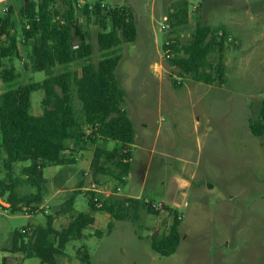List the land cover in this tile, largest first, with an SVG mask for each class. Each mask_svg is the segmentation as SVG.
I'll return each mask as SVG.
<instances>
[{"label":"rangeland","instance_id":"1","mask_svg":"<svg viewBox=\"0 0 264 264\" xmlns=\"http://www.w3.org/2000/svg\"><path fill=\"white\" fill-rule=\"evenodd\" d=\"M15 1L9 3L15 4ZM17 1L22 6L23 0ZM178 1L56 0L54 4L61 14L74 8L76 19L90 35L95 64L107 54L100 51L97 35L110 31L112 25L107 21L105 29L94 16L86 17L84 9L87 7L93 12L101 2L102 9L105 6L124 7L134 13L137 40L123 43L115 51L121 56L116 77L126 92L122 108L132 118L138 133L140 130L142 134L144 129L149 143H153L155 129L161 128L157 154L152 161L148 153L133 149L137 169L145 174L148 172L142 192L140 185H118L107 176L97 179L91 170L86 182L89 190L77 195L76 208L77 213H89L88 193L93 185L103 192L95 194L101 202L108 199L105 192L118 194L121 187V195L141 196L143 203L159 215L149 214L146 208H141L139 221H115L110 234L107 226L111 219H107L106 213L99 212L97 224L85 230V238L66 246V260L59 256V264H83L78 252L84 249L91 264H264V137L253 136L249 127L250 120L259 118L264 103L263 25L257 20L249 21L253 34L245 32L239 48L240 41L230 36L232 41L228 42L227 51L232 52V58H228L226 83L210 87L196 83L190 76L181 78V71L166 57L165 42L176 38L170 15ZM185 1L189 3V24L178 31L181 43L190 40L196 24L207 25L210 18L207 14L201 16L204 0ZM221 1L223 6L224 0ZM4 7L0 6V18ZM227 9L224 5L222 15H226ZM242 12L252 19L258 15L260 18L264 15V0H248V7ZM231 13L229 10L227 15ZM20 17L14 14L12 19L22 32ZM215 30L220 38L223 29ZM24 55L23 65L17 59L12 63L6 61L7 65H17L19 78L11 84L0 79V95L31 83H41L47 78L46 73L33 70L32 51L26 49ZM215 58L213 55L211 61ZM82 64L83 61L77 62L72 70L80 73ZM53 72L62 73L64 68L57 67ZM43 98V91L32 93L33 116L42 115ZM74 103L81 116V102L75 98ZM143 125L151 127L145 129ZM88 145L94 146L91 142ZM118 146L111 142L108 149ZM24 166L28 165L15 166L13 179H25ZM53 169L47 168L44 176L49 178ZM1 180L9 183L2 161ZM76 187L75 177L68 189ZM131 189H134L133 193H130ZM18 192L27 195L35 189L21 185ZM68 201L65 194L55 198L53 216L67 211ZM169 209L176 211L182 220V241L175 255L161 257L152 250L151 239L168 232L174 218ZM45 210L37 207L28 210L30 215H39L34 218L25 212L0 211V264L9 257L17 260L15 264H42L38 258L12 254L10 247L15 232L46 221V217L41 216ZM97 231L102 235L97 236ZM5 248L8 250H3Z\"/></svg>","mask_w":264,"mask_h":264},{"label":"trees","instance_id":"2","mask_svg":"<svg viewBox=\"0 0 264 264\" xmlns=\"http://www.w3.org/2000/svg\"><path fill=\"white\" fill-rule=\"evenodd\" d=\"M55 3L56 0L31 1L20 10L23 43L34 41L35 69L46 73L47 78L41 83H31L0 95V161L9 181H0V198L11 205L13 214L33 208V205L39 206L45 193L43 171L51 166L72 165L74 154L82 152L89 142L96 144L102 139L120 144V148L112 151L96 150L91 168L93 177L108 175L123 184V179L132 171L131 163L123 160L132 156L130 146L134 144L136 130L122 108L126 92L116 77L121 56L115 51L123 43L137 40L134 13L124 7L105 6L102 9L101 2L93 12L87 7L84 9L86 17L94 16L105 29L107 21L112 25L110 31L97 35L100 51L107 54L95 64L90 35L76 19L74 8L61 14L54 8ZM10 14L0 19V79L7 84L19 78L16 69L6 65V61L11 62L20 53L18 35L11 34ZM170 20L176 38L166 41L164 47L172 51L171 65L196 83L223 86L229 34L223 30V35L218 38L215 29L198 23L190 40L181 43L178 31L189 24V3L185 0L176 3ZM213 55L216 56L214 62L211 61ZM79 61L84 64L80 73H76L72 66ZM57 67L64 68V72L54 74ZM37 91L44 93L43 113L38 117L31 114L32 93ZM75 98L81 102V116L76 110ZM85 126L96 128L95 138L84 134ZM249 127L253 136L264 137V103L259 118L250 120ZM72 141L77 151L70 149L69 142ZM23 163H29L22 170L25 179H13L15 166ZM21 185H28L35 192L21 195L18 192ZM78 194L81 192L73 193L70 206ZM94 196V193H88L89 207L92 212H105L111 217L107 226L109 233L113 231L115 221H139L141 208H146L149 214L159 215L142 200L116 196L102 202V208L98 209L93 202ZM169 211L174 218L168 232L151 239L152 250L161 257L175 255L182 241V220L176 211ZM53 220L48 216L45 227H35L26 234L15 232L10 252L38 258L42 264H59L57 258L64 255L66 246L82 240L84 231L95 223L92 215L81 213L73 217L66 228L56 230ZM96 233L102 235V232ZM78 256L83 264H91L86 249L79 251Z\"/></svg>","mask_w":264,"mask_h":264},{"label":"crops","instance_id":"3","mask_svg":"<svg viewBox=\"0 0 264 264\" xmlns=\"http://www.w3.org/2000/svg\"><path fill=\"white\" fill-rule=\"evenodd\" d=\"M10 1L11 0H0V6L5 5V7L2 10L3 16H1L0 19L5 17L9 12L11 13L10 16H11V20L13 23V29L11 31V34H17L18 40L20 43L19 44V52H20L19 57L15 58V59L18 60V63L23 65L24 61H25L24 53H25L26 49L28 51L31 50L33 53L34 41H31V42L27 43L26 45L23 43L22 32L18 31L17 26H16L17 22H14L12 17L14 14H17L20 17L21 8L26 3L31 2V1L30 0H23L22 6L18 5L17 0L15 1V4L9 3ZM224 5L228 7V9L226 10L227 12L229 10L232 11L231 14L227 15V12H225L226 15L225 16L222 15V13H223L222 9H223ZM223 6H222L221 0H204V6L202 5L200 7V10H201V14H202L201 16H203V14H207L210 16L209 24H207L206 26H208L212 29L221 28V29L225 30L229 34V37L232 36L236 40L240 41L239 45L237 46L238 48L242 45L241 37L245 34V32H247V33L251 32L253 34V31H252L253 28H250L249 24H248L249 21L252 22V21L257 20L258 23L260 22L261 25H263L262 26V32H263V37H264V24H263L264 23V15L260 16V18L258 15V17L252 19L250 17H247V15L243 14V12H242V10L244 8L248 7V0H224ZM5 9H7L8 12L6 14H3V11ZM220 15H221V17H220ZM258 19H260V20H258ZM20 21H21V17H20ZM210 23L212 25H210ZM231 55H232L231 51H229V50L226 51V54H225V66L226 67H228V65H229L228 58H230ZM231 58H232V56H231ZM33 61H34V58H33ZM10 63H12V61ZM6 65H7V62H6ZM7 66L8 67H14L16 69L15 66H17V65L10 64ZM33 67H34L33 70L36 71L35 64ZM16 73H17V69H16ZM159 76H161V73ZM130 120L133 122L132 118H130ZM143 123H145V121H143ZM200 124L201 123L199 121L198 125L200 126ZM147 127H151V125H147V126L143 125V128L146 129ZM160 135H161V128L158 126L154 132L153 143H149L148 140L150 138L148 136H146L144 129L142 130V134H141L140 130H139V133H138V131H136L134 144L132 146H130L132 160H133L131 163L132 171L127 178L123 179L124 180L123 184L116 182L111 176H108V175H98L97 179L102 178V176H107L108 178L113 179V181L116 182L118 185H129V184H131L132 187L140 185V187L142 186V190L140 189V192H142L143 187L146 183V177H147L148 172L145 174L143 172V170L137 169V165L135 164L136 163L135 162V154H134L133 149L134 148L140 149L141 151L148 153V155L152 161L154 156L157 154L156 147H157V143H158V139L160 138ZM111 142H114V141L101 139V140H98L97 143L94 144L93 147H91V145H88V144L85 145L84 150L82 152H77L76 154H74V156L72 158V159H74L73 165H70L67 167H54L49 178H46L44 176L45 181H46L45 193H44V198H43L44 203L42 202L39 206L33 205V208L37 207L40 210H43L45 208L46 209L45 214H41V216L42 215L45 216L46 221L44 223L43 222H36L35 224H33L27 228H23L22 230H26L29 232L33 228L38 227V226L39 227H45L47 224V217L48 216H52L54 218V220H53L54 228L56 230H62L63 228H66L70 224L73 217L77 216L78 214H81V213H77V211H76V208L78 206V202H77L78 197H76L73 200V204L71 206L69 205V202H70V200H72V195L74 192H81V194H82V192L89 190V188L86 187V182H87V178L89 177L90 172H91L92 163H93L94 157H95V152L98 149L103 150V151H112V150L108 149V146ZM114 143L119 145L116 148H120L119 143H117V142H114ZM69 146H70V149L73 150L75 148V142L74 141L69 142ZM75 150L77 151L78 148L76 147ZM68 153L70 154V151L67 152V154ZM23 164L29 166V163H23ZM24 167H26V166H24ZM52 167L53 166L48 167V168H52ZM44 171H43V173H44ZM75 177H76V181H77V187L68 189L69 183L74 182ZM102 179H106V177L102 178ZM48 188H49V191H48ZM98 191H99L98 193L101 192L99 189H98ZM119 191L120 192L118 194H115L112 191H108V192H105V195L108 198H110L112 196H116L119 198H132V199L141 200V196H138V195H121V187L119 188ZM133 192H134V189H131L130 193H133ZM31 193H34V192H31ZM101 193H103V192H101ZM64 194L69 197V201L67 202V205H68L67 209L68 210L65 211L61 215L53 216L54 205L52 204V202L55 200V198L61 197ZM88 206H89V204H88ZM33 208H24L22 212L27 213L28 210H31ZM0 211H3L4 213H7L8 211L11 212V205L5 199H1V198H0ZM98 213L99 212H92L90 207H89V213H84V214H90L94 217L95 223L92 226H95L98 222L97 217H96V214H98ZM103 213H105V212H103ZM28 215L31 218L39 216V215H30V214H28ZM109 218L111 219V217L107 214V219H109ZM63 224H64V226H62ZM21 231H19V232H21ZM111 233L112 232H110V234ZM83 238H85V235ZM3 250L6 251L8 249L5 248ZM65 250H66V248H65ZM65 250H64V255H62L61 257L65 258V260H66ZM12 254H22V253H12ZM16 262H17V260L14 257H9L7 259L5 258L3 260V264H15Z\"/></svg>","mask_w":264,"mask_h":264},{"label":"built area","instance_id":"4","mask_svg":"<svg viewBox=\"0 0 264 264\" xmlns=\"http://www.w3.org/2000/svg\"><path fill=\"white\" fill-rule=\"evenodd\" d=\"M8 12V10L7 9H5L4 11H3V13L4 14H6ZM28 28V27H27ZM223 35V33L221 34V36ZM220 36V37H221ZM229 41H232L231 39H230V37L228 38V42ZM166 57L168 58V59H170L171 58V56H172V51L170 50V49H167V51H166ZM181 74V78H184V77H186L187 75L184 73V72H181L180 73ZM83 132H84V134L86 135V136H88V137H93V138H95L96 137V128H93V127H89V126H85L84 128H83ZM126 153V152H125ZM132 156L131 157H129V158H125L124 160H123V162L124 163H132ZM92 193H94V195L95 194H97L99 191H98V188H97V186L96 185H93L92 186V189L90 190ZM93 202L95 203V206H96V208H98V209H100V208H102V202H101V200L98 198V196H94V198H93ZM28 231H26V230H22L21 231V233L22 234H26Z\"/></svg>","mask_w":264,"mask_h":264}]
</instances>
